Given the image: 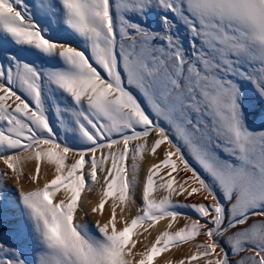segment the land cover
Wrapping results in <instances>:
<instances>
[{"label":"snow or ice","instance_id":"snow-or-ice-1","mask_svg":"<svg viewBox=\"0 0 264 264\" xmlns=\"http://www.w3.org/2000/svg\"><path fill=\"white\" fill-rule=\"evenodd\" d=\"M250 96L264 104V0H0V199L9 172L19 184L36 165V187L18 190L35 259L0 241V264H156L199 237L165 264H264V124L252 127ZM162 145L139 214L118 220ZM42 164L54 174L41 186ZM97 186L91 212L112 207L93 233L78 210Z\"/></svg>","mask_w":264,"mask_h":264},{"label":"bare ground","instance_id":"bare-ground-1","mask_svg":"<svg viewBox=\"0 0 264 264\" xmlns=\"http://www.w3.org/2000/svg\"><path fill=\"white\" fill-rule=\"evenodd\" d=\"M29 4H32L35 2V0H27ZM9 47L7 43L3 45L5 49L6 47ZM37 64L40 63V61H36ZM251 87V86H249ZM249 106H250V123L252 124V127L260 130L261 127L258 126V124L263 123L264 124V115H262V109H264V104L260 101L258 96H250L249 98ZM152 137H149V144L152 142ZM77 147V146H75ZM167 149V145H162L160 149L157 150V154L155 157L151 156L150 154H146L145 161L141 165V173H140V179L141 184L137 186L136 192H135V199L136 204L130 205L128 209H125L123 213L120 212L119 209H117V218L120 219L121 215H123L127 220H131L134 216H136L138 213V208L142 204V187H143V179L147 173L148 167H150L154 163H159L163 159V153ZM186 152V150H185ZM187 156V153H186ZM189 163L197 169V171H201L199 166L192 160L190 156H187ZM3 162L0 161V168H4ZM35 161L27 162L24 166V176L21 178L20 183L17 184L15 178L11 177V173L9 172L10 178L6 181L7 187L11 189L10 192L6 193L4 196V199H0V206H3V209L0 210V217L4 219V222H6V226L8 228V231L6 232V237L11 235L10 238H3L4 242L6 244H9L13 247H18L24 250V254L28 261L33 262L35 259V253L34 251L28 246V239L21 238L19 236V233L21 231L22 225L24 223V218L22 214V207L19 204V197H18V190L22 186L24 190H32L36 187V184L31 182L29 180V176L35 174ZM87 168V166H86ZM46 174V176H45ZM54 170L48 166L47 164L41 165V177H40V185H43V182L45 178L51 179L53 177ZM203 175V173L201 172ZM185 174L181 173L180 176L177 177V179H182ZM190 175V174H189ZM157 195H161L158 193ZM60 198V194H58L57 199ZM99 186H97V189L93 190L92 192L85 191L82 194L81 197V204L84 209V212H81L78 210V216L82 217V221L86 223L90 230L93 233H96L97 230L94 227V223L99 220L101 223L107 222L108 219H110L111 216V207L112 202L109 201L105 205L104 214L100 215L99 213H92L91 209L95 207L99 203ZM179 202H200L199 196H194L189 198L187 201L184 200L183 197L177 198ZM5 200H11L15 203V207L9 206L5 208ZM181 213L187 214L195 218L194 214L191 212L190 209L181 208L179 210ZM87 212L88 214L85 215L84 213ZM5 216H7V219H5ZM185 223L184 219H179V221L174 224L173 231L178 230L180 227H183ZM168 224L167 220L161 221L158 225H156L155 228L149 229V232L143 233L141 236L134 237L137 242L136 248L133 250L134 252L142 251L145 247V245H151L156 237L159 235L161 231H163ZM92 225V227H91ZM122 222L118 224V227H122ZM141 232H143V229H140ZM15 235V240H13V236ZM17 238H19V242H17ZM12 239V240H11ZM203 237L197 238V241L193 243H199L203 241ZM193 243L186 244L184 246H180L179 248H173L171 251L166 252L162 254L160 257L157 258L156 264H165L166 261L171 262H177L181 259H184L185 257L192 254L193 251ZM189 247V248H187ZM198 264H204L203 260H200Z\"/></svg>","mask_w":264,"mask_h":264},{"label":"rangeland","instance_id":"rangeland-1","mask_svg":"<svg viewBox=\"0 0 264 264\" xmlns=\"http://www.w3.org/2000/svg\"><path fill=\"white\" fill-rule=\"evenodd\" d=\"M6 48H8V46L6 47ZM263 123H261V124H258V126L259 127H261V125H262ZM76 145H74V147H75ZM3 209V206H0V210H2ZM181 209V208H180ZM180 209H178V211L180 210ZM4 210V209H3ZM94 225H95V223H94ZM91 227H92V225H91ZM8 228H9V226L7 227L6 226V222H4V219H2L1 217H0V241H3L4 239L3 238H10L11 237V235H10V237L9 236H7L6 237V232L8 231ZM15 235L13 236V240H15ZM12 240V239H11ZM17 240V242H19V238H17L16 239ZM4 242V241H3ZM186 245V244H185ZM182 246H184V245H182ZM187 248H189V247H187Z\"/></svg>","mask_w":264,"mask_h":264}]
</instances>
